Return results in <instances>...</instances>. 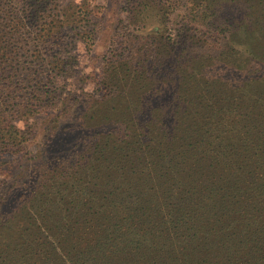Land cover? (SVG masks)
<instances>
[{"label": "trees", "instance_id": "obj_1", "mask_svg": "<svg viewBox=\"0 0 264 264\" xmlns=\"http://www.w3.org/2000/svg\"><path fill=\"white\" fill-rule=\"evenodd\" d=\"M211 20L202 10L182 29ZM241 29L236 42L214 43L216 55L187 54L164 78L135 70L129 94L141 84L148 103L131 100L116 128L85 115V136L53 80L41 86L39 51L8 56L1 42L0 157L35 153L37 117L53 114L42 137L50 162L32 194L0 200V246L17 261L0 264H264V39ZM175 80L185 102L153 106Z\"/></svg>", "mask_w": 264, "mask_h": 264}, {"label": "rangeland", "instance_id": "obj_2", "mask_svg": "<svg viewBox=\"0 0 264 264\" xmlns=\"http://www.w3.org/2000/svg\"><path fill=\"white\" fill-rule=\"evenodd\" d=\"M235 1L157 0L146 4L144 0H0V43L6 42L9 46L8 56L31 57L36 49L39 51V62L44 63H38V73H43V81H39L41 86L45 88V84L53 80L50 87L62 94V100L69 99L70 119L77 121L75 127L85 136L91 132L82 124L85 115L93 122L110 118L112 128H116L114 125H119L121 110L131 100L137 105L143 101L148 103L139 99L145 92L141 84H136L132 95L129 94L133 78L138 76L135 70L147 76H158L157 79L164 78L165 73H174V67L187 54L216 55L219 50L214 43L219 42L221 47L224 42H236L241 28H251L264 39L261 7L264 0H253L255 3L249 7ZM209 6L211 8H207ZM202 10L211 12L214 26L193 23L198 29L185 34L187 30L182 28ZM200 38L208 40L197 45ZM174 40L177 44L172 43ZM44 41L51 44L43 50L41 43ZM165 42H170L167 49L162 45ZM134 58L141 59V63L130 64ZM52 61L55 63L51 64ZM252 61L253 58L250 64ZM261 64L257 61L256 65ZM106 78H109L108 85L115 89L112 95L104 86ZM180 85L182 81L175 80L161 97L154 99L153 106L171 107L181 100L185 102ZM122 98L126 100L124 106L119 101ZM263 106L264 101L260 110ZM48 113L37 117L35 144L38 150L35 153L22 154L18 158L0 157L9 162L0 164V200L7 197L20 202L21 194L27 198L35 189L41 170L50 162V156L42 152V137L51 119L48 115L53 112ZM192 119L199 121V116ZM28 179L31 182L25 190L22 186ZM13 260L17 262L0 246V262ZM28 261L27 257H22L18 262Z\"/></svg>", "mask_w": 264, "mask_h": 264}]
</instances>
